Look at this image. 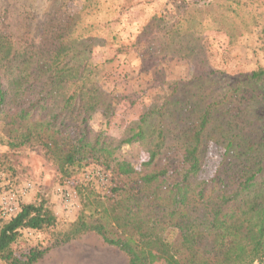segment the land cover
I'll list each match as a JSON object with an SVG mask.
<instances>
[{
    "label": "trees",
    "instance_id": "trees-1",
    "mask_svg": "<svg viewBox=\"0 0 264 264\" xmlns=\"http://www.w3.org/2000/svg\"><path fill=\"white\" fill-rule=\"evenodd\" d=\"M252 3L262 9L264 54V0ZM55 36L59 45L45 52L0 28L2 143L38 144L63 181L92 163L122 182L110 196L90 183L79 186L81 210L56 246L94 234L127 264H264V66L237 72L223 86L197 70L188 98L174 97V84L161 104L111 136L90 125L99 111L107 121L113 116L95 66L78 58L67 34ZM259 100L260 111L250 113ZM142 143L146 160L138 167L118 157L123 147ZM211 144L221 159L202 179ZM168 153L180 154L178 165L159 167ZM55 221L44 202L21 205L0 228V262L38 263L48 249L15 256L12 245L22 230L45 231Z\"/></svg>",
    "mask_w": 264,
    "mask_h": 264
},
{
    "label": "rangeland",
    "instance_id": "rangeland-1",
    "mask_svg": "<svg viewBox=\"0 0 264 264\" xmlns=\"http://www.w3.org/2000/svg\"><path fill=\"white\" fill-rule=\"evenodd\" d=\"M239 2L0 0V28L45 52L59 45L56 34H67L69 42L81 51L78 58L95 66L101 90L112 97L113 116L107 121L99 111L90 125L95 131L118 136L145 109L161 104L174 84L178 86L174 97L188 98L196 86L194 82L190 87L189 80L197 70L223 86L232 82L230 76L237 72L264 66L262 9L252 0ZM251 94L248 90L242 96ZM261 104L259 100L249 112L260 111ZM3 140L0 128V228L12 217L6 215L9 207L15 208V214L21 205L44 202L56 217L51 229L22 230L12 245L15 256L48 249L36 264H100L105 258L111 264L128 263L121 251L105 245L94 234L56 246L81 210L77 188L90 183L97 194L110 196L111 188L121 181H111L102 167L92 163L63 181L38 144L9 149ZM221 155L220 148L209 145L202 179L214 173ZM118 157L138 167L146 160L145 144L125 146ZM180 157L165 154L158 166H177Z\"/></svg>",
    "mask_w": 264,
    "mask_h": 264
},
{
    "label": "built area",
    "instance_id": "built-area-1",
    "mask_svg": "<svg viewBox=\"0 0 264 264\" xmlns=\"http://www.w3.org/2000/svg\"><path fill=\"white\" fill-rule=\"evenodd\" d=\"M6 211H7V212H6V215H8V216H11V215H12V216H13V214H14V212H15V208L9 207V208L6 209ZM15 214H16V213H15ZM15 214H14V215H15Z\"/></svg>",
    "mask_w": 264,
    "mask_h": 264
},
{
    "label": "crops",
    "instance_id": "crops-1",
    "mask_svg": "<svg viewBox=\"0 0 264 264\" xmlns=\"http://www.w3.org/2000/svg\"><path fill=\"white\" fill-rule=\"evenodd\" d=\"M105 244V243H104ZM106 245V244H105ZM108 246V245H107ZM80 264V263H79ZM96 264H98V263H96ZM100 264H111V261L109 260V259H102L101 260V262H100Z\"/></svg>",
    "mask_w": 264,
    "mask_h": 264
}]
</instances>
